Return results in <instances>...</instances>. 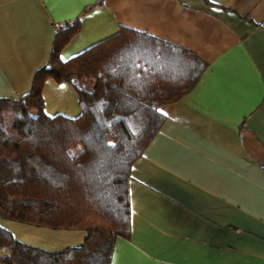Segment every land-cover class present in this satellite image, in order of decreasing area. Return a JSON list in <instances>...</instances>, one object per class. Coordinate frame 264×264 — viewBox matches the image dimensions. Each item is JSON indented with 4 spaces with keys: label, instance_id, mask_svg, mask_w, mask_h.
I'll list each match as a JSON object with an SVG mask.
<instances>
[{
    "label": "crops",
    "instance_id": "crops-1",
    "mask_svg": "<svg viewBox=\"0 0 264 264\" xmlns=\"http://www.w3.org/2000/svg\"><path fill=\"white\" fill-rule=\"evenodd\" d=\"M76 20L63 60L127 27L206 63L187 93L160 106L165 118L131 166L129 235L115 239L109 264H264V0H0V97L30 91L56 28ZM57 89L77 104L70 83L48 78L45 109ZM10 225L46 250L85 237Z\"/></svg>",
    "mask_w": 264,
    "mask_h": 264
},
{
    "label": "trees",
    "instance_id": "trees-1",
    "mask_svg": "<svg viewBox=\"0 0 264 264\" xmlns=\"http://www.w3.org/2000/svg\"><path fill=\"white\" fill-rule=\"evenodd\" d=\"M79 28V20L56 28L27 94L0 97V217L85 237L46 250L0 225L1 264H109L115 239L129 235L130 169L165 118L159 108L206 67L191 51L127 27L61 59ZM48 78L74 87L78 116L45 112Z\"/></svg>",
    "mask_w": 264,
    "mask_h": 264
},
{
    "label": "rangeland",
    "instance_id": "rangeland-1",
    "mask_svg": "<svg viewBox=\"0 0 264 264\" xmlns=\"http://www.w3.org/2000/svg\"><path fill=\"white\" fill-rule=\"evenodd\" d=\"M45 98H46V109H45V111L48 114L51 113V114L55 115L56 112H57V109H60L61 111H63V113H70V114H72L75 111H77L78 113L76 112L77 113L76 115L78 116L80 114V107H79V104H78V97H77V104L74 106L73 103H72V101H71V99H70V96H68V93H66V94L63 93L61 91V89H57V90H47L46 95H45ZM76 107H77V109H76ZM0 222L2 223V224H0L1 226L2 225H7V227L12 228L13 231H15V233L17 235H20L24 239H27L26 236H24L23 234H21V232H18V231H20V228L21 227H19V228L16 227L17 228V231H16L15 230V227H12V225H10V223H14V221L6 220V219H3V218L0 217ZM32 233L33 234H36L35 231H32ZM37 237L39 238L38 239V242H37L38 244L47 245L46 244L47 242H45L43 240V239L47 240V237L46 238H42L41 237V233L38 234ZM77 243L78 242H71L70 244H72L74 246H77L78 245ZM2 252H6V250L5 249H2Z\"/></svg>",
    "mask_w": 264,
    "mask_h": 264
},
{
    "label": "built area",
    "instance_id": "built-area-1",
    "mask_svg": "<svg viewBox=\"0 0 264 264\" xmlns=\"http://www.w3.org/2000/svg\"><path fill=\"white\" fill-rule=\"evenodd\" d=\"M64 25V24H63Z\"/></svg>",
    "mask_w": 264,
    "mask_h": 264
}]
</instances>
